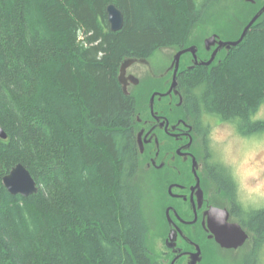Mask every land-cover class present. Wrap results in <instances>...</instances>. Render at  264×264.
I'll use <instances>...</instances> for the list:
<instances>
[{
  "label": "trees",
  "instance_id": "obj_1",
  "mask_svg": "<svg viewBox=\"0 0 264 264\" xmlns=\"http://www.w3.org/2000/svg\"><path fill=\"white\" fill-rule=\"evenodd\" d=\"M243 1V17L219 38L238 39L264 3ZM110 3L123 14L118 30L107 20ZM236 4L0 0V127L7 135L0 138V264H161L147 243L139 185L141 103L124 93L119 69L126 58L163 48H202L194 28L225 18ZM201 82L203 103L225 115L243 116L264 97V13L236 47L179 75L188 109L182 85ZM17 163L31 173L36 193L4 187ZM248 225L264 241V208Z\"/></svg>",
  "mask_w": 264,
  "mask_h": 264
},
{
  "label": "flooded vegetation",
  "instance_id": "obj_2",
  "mask_svg": "<svg viewBox=\"0 0 264 264\" xmlns=\"http://www.w3.org/2000/svg\"><path fill=\"white\" fill-rule=\"evenodd\" d=\"M192 45L196 46L198 63L208 61L216 47L207 49L204 39L202 48ZM217 54L205 65L194 64V56L186 52L180 56L176 72L173 58L168 66L164 65L165 73H155L149 57L136 58L127 68L137 63L149 69L142 76L148 87L145 94H150L147 109L142 112L140 107L138 113L136 142L139 176L142 174L146 186L157 192L156 203L160 209L157 219L163 223L160 234L163 248L157 257L161 264H222V259L233 264H258L256 248L261 240L248 225L252 212L240 218V210L229 199L231 185L214 168L203 163L205 153L197 146L196 129L189 122V109L183 104L184 98L178 89V77L184 70L209 66L217 60ZM127 70L126 76L132 75L138 80L135 84L128 79V89L138 85L140 77ZM174 79L176 87L161 96L171 89ZM153 93L157 95L152 111ZM241 232L245 239L239 244ZM224 233L225 243L231 246H223L219 241V234Z\"/></svg>",
  "mask_w": 264,
  "mask_h": 264
},
{
  "label": "clouds",
  "instance_id": "obj_3",
  "mask_svg": "<svg viewBox=\"0 0 264 264\" xmlns=\"http://www.w3.org/2000/svg\"><path fill=\"white\" fill-rule=\"evenodd\" d=\"M182 90L188 98L197 146L205 153L203 163L231 185L229 199L240 210V218L264 208V97L243 116L225 115L203 103L204 82L183 84ZM256 256L258 264H264V241L259 242Z\"/></svg>",
  "mask_w": 264,
  "mask_h": 264
},
{
  "label": "rangeland",
  "instance_id": "obj_4",
  "mask_svg": "<svg viewBox=\"0 0 264 264\" xmlns=\"http://www.w3.org/2000/svg\"><path fill=\"white\" fill-rule=\"evenodd\" d=\"M230 1L237 3L235 6L231 5L234 8V11H232V8H230V12H228L227 16L222 19H220L221 17L218 18V16L208 18L201 25H198L194 28L192 37L200 39V42L203 45V39L209 37L210 35L216 33L223 37L226 28L235 27V19L243 17L241 16L242 12L237 10H242L243 7L247 8L248 4H246L247 6H244L243 0ZM234 17L236 18L234 19ZM176 50V48H163L154 52L148 59L150 61V67L153 68V71L155 73H165L164 65L168 66V63L171 62L173 56L176 54ZM148 71L149 69L146 66H142L137 63L132 65L127 70V72L133 73L135 76L140 77V83L135 86H130L128 90L141 103L140 106L142 112L147 109V102L149 98V93L145 94L148 87L142 76ZM139 182L140 188L143 191L142 206L149 226V231L147 234V243L149 248L151 249L153 256L157 258L163 248L160 239V234H162L161 232L163 223L157 219V216L160 214V209L158 208L159 205L156 203L157 192L155 190H151L148 186H146V183L142 178V174H140L139 176ZM221 263L233 264L232 261H227L225 259H222Z\"/></svg>",
  "mask_w": 264,
  "mask_h": 264
},
{
  "label": "water",
  "instance_id": "obj_5",
  "mask_svg": "<svg viewBox=\"0 0 264 264\" xmlns=\"http://www.w3.org/2000/svg\"><path fill=\"white\" fill-rule=\"evenodd\" d=\"M247 2L254 3L255 0H246ZM106 12H107V20L110 26L111 30H118L122 27L123 24V14L122 11L113 3L108 4L106 7ZM264 13V3L262 7L257 11V13L254 14V16L249 20V22L245 25L243 28L240 36L238 39L234 40H224L219 38L217 34H212L209 37L204 39V44L207 49H210L212 46L216 45L215 49L213 50L210 59L205 62L198 63L197 58H196V46L192 45L189 46L185 49L179 50L176 52V54L173 57V65L175 67V72L177 71L178 68V63L180 56L186 52H191L192 55L194 56V64H205L208 65L212 62V60L215 58L216 54L222 50H230L232 47H236L244 38L245 34L247 33L248 29L252 26V24ZM137 59L136 58H126L122 61L120 69H119V74H118V80L122 84V89L124 93L128 94V89H127V84H128V79H131L135 84L138 82L137 78L129 75L126 76V70L127 68L135 62ZM141 61H146L145 59H141ZM148 62V61H147ZM176 87V81L174 79V82L171 86V89L164 94H160L161 96L167 95L173 88ZM157 95V93H153L151 98H150V107L153 111V105H154V97ZM0 138L6 139L7 135L4 132V130L0 127ZM142 150V149H141ZM2 183L4 187L13 195L15 194H20L22 196H28L30 194L36 193L38 191V186L34 178L32 177L31 173L29 170L22 165L21 163H17L14 167L11 168V170L3 176ZM236 228L235 229H240L239 226L234 225ZM228 231V230H226ZM240 231V230H239ZM242 237L241 241L239 244L245 239V235H243V232H241ZM225 233L224 234H219V241L222 243L223 246H231L228 243H225ZM194 254V255H198ZM196 261H194L195 263Z\"/></svg>",
  "mask_w": 264,
  "mask_h": 264
}]
</instances>
